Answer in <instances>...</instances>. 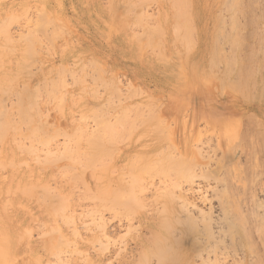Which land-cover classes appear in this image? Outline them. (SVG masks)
<instances>
[{"label": "rangeland", "instance_id": "obj_1", "mask_svg": "<svg viewBox=\"0 0 264 264\" xmlns=\"http://www.w3.org/2000/svg\"><path fill=\"white\" fill-rule=\"evenodd\" d=\"M108 1L0 0V64L5 63L0 66V112H8L10 119H13L12 124L26 134L24 129L29 126L24 125L25 121H31L33 128L43 133L39 138L42 141L29 140L31 138L22 141L34 146L38 159L46 160V163L29 160V169L23 171L30 175L35 172L38 181L45 179L49 187L52 186L50 193L54 190L53 185L59 182L55 185L58 190L60 183L64 182L59 177L60 171H72L67 172L74 178L70 183L77 185L74 192L71 190V194L66 195L70 200L68 207L76 204L74 209L66 208L74 214L70 224H66L67 220L61 217L57 224L68 240L63 243L61 241L65 239H60L59 243L63 244L62 247L60 245V255L48 254L37 245L35 250L41 262L28 264H141L145 259V264H208L210 261H215V264L216 261L219 264H264V105L250 97L245 98L239 88L242 78L240 80L237 75V68L224 63V59H220L214 68L217 70L219 67L217 72L221 75L220 79L214 77L212 84L207 82L209 87L199 81H187L186 85L174 82L166 84L159 80L158 69L137 68L127 63L124 54L131 55L125 46L127 32L107 28L105 23L114 21L109 19L110 16L97 12V7L105 6ZM218 1L208 0L205 8L207 13L220 12L217 14L221 19L220 29L223 32L226 30L225 34L222 33L225 35L223 38H220L222 29L220 37L218 35L220 52L226 54L224 57L228 55V58L235 54L246 66V55L252 43H255L253 30L255 27L261 29L264 25V0H240L239 4L242 5L238 7L245 9V13L243 10L240 13V9L235 16H231L232 19H227L231 18L229 2L226 1V7V3L223 6ZM151 2L144 4L142 9L146 10L143 11L148 16L155 15L149 17L153 20L148 18L149 24H154L159 7L156 2ZM45 5L51 13L50 17L59 15L62 23H51L49 17L45 18ZM87 11L88 16L85 14ZM14 14L16 20L14 16L10 18ZM248 15L256 18L255 27L248 25L251 17ZM204 16L206 25L211 26V18L205 13ZM43 17L47 23L42 22L45 20ZM88 19L97 21L101 26L105 24L107 29L101 31L95 24L88 25ZM231 21L239 27L242 42L246 43L238 49L226 41V36L233 33L230 27H235ZM61 27L70 33L65 34L66 29L63 28V32ZM133 29L136 32L139 30ZM53 31L55 34L51 33ZM234 31L233 35H237V30ZM63 40L74 44L66 50V54L75 53L66 59L68 65L65 67L70 69L66 75L56 71L61 54L51 47V43ZM86 44L91 45L92 54L102 52L105 59L100 61L78 51ZM149 49L145 50L147 57L150 56L147 53ZM153 50L156 52V49ZM257 51L258 56L254 52L257 69L264 73V53L261 57V50ZM154 52L150 57L158 53ZM260 61L262 69L259 67ZM153 63L157 68H162L159 62ZM11 69L17 77L14 88H10ZM43 71L48 75L42 78ZM129 78H135L132 84L138 88L140 86L145 93L146 88L149 90L147 95L155 97H151L155 106L151 105L153 101L150 97V100L145 98L147 95L144 93L139 98L132 95ZM74 80L84 88L78 90L72 85ZM59 81H66V93L54 84ZM236 84H239L238 87ZM93 86L95 90H92ZM257 92L258 86L251 94L256 96ZM173 94L180 96L178 103L172 110L165 109ZM139 101L141 107L135 105ZM117 107L126 108L125 111L130 113L126 112V121L139 122L137 119L142 115L148 116V113L154 121L149 127L135 126L138 129L135 131L132 128L134 132L131 128L126 130L117 120ZM16 111L20 112L21 118ZM43 116H47L50 123L47 127L41 124ZM250 117H254L253 122ZM104 121L112 122L114 127L106 131L100 129L104 127L99 123ZM11 127L13 130L14 127ZM231 127H234L232 135L228 132ZM103 133H107L106 137L109 135L110 140L114 136L110 144L104 141L105 134L101 138L100 134ZM105 142L113 146L108 148ZM65 148L75 152L70 156H61ZM151 152H155V155ZM152 155L156 158L151 159ZM161 157H171L172 167L171 162L167 165L165 158L162 161ZM90 158L100 160L90 163ZM58 159L59 162L56 161ZM161 166L167 167L170 172L166 173L167 170ZM159 169H163L162 173ZM139 170H144L145 176ZM87 173L102 175L93 179L89 186L87 180L86 188L83 181L75 178L83 175L87 179ZM55 190L53 193L57 194ZM51 195L40 197L48 201ZM58 195H62L67 205L65 195ZM243 226L248 228L247 231ZM169 227L174 230L171 231ZM31 230L32 239L38 240L41 228L31 225ZM66 242L68 245H65Z\"/></svg>", "mask_w": 264, "mask_h": 264}, {"label": "bare ground", "instance_id": "obj_2", "mask_svg": "<svg viewBox=\"0 0 264 264\" xmlns=\"http://www.w3.org/2000/svg\"><path fill=\"white\" fill-rule=\"evenodd\" d=\"M149 1L156 2L158 4V7H159L158 15H157L156 19L154 20V24H149V19H152L149 17L150 16L155 17V15L149 14V16H148L147 15L148 13L144 12L146 10L142 9L143 5L148 3ZM207 1L208 0H109L105 6L104 5L98 6L97 12L99 15L110 16L109 19H112L114 21V23H112L110 21H108L109 23H105L107 28H109L111 30H117L120 32L121 31L127 32L126 33L127 38L125 40V46L129 51H131V52H129V53H131V55L128 53L124 54V60L127 63L130 62V64L132 66H137V68L144 67V68L158 69L157 71L160 73L159 76L161 78L159 80L160 81L163 80L164 82H166V84L174 82V84L175 83H178V84L184 83L186 85L187 81L193 82V83H197V81H199V83L203 82L202 85H204V83H206L205 86L209 87L210 84H207V82L208 83L211 82V84H212L214 82V77L216 79H220L221 75H219V73L217 72L219 67L217 68V70H214V68L216 69L215 66H216V63L218 61L220 63V59H222V60L224 59V63L228 62L230 65H234L237 68V70H236L238 73L237 75L240 76L239 77L240 80L242 78L241 81L244 83H242L240 81L242 84L240 83V85L239 84H236V85H237V87L239 85V88H241V92L243 91V93L245 94V98L254 99L255 101L261 102L264 105V73H261L260 72L261 70L257 69V64H256L257 62L255 61L256 57L258 56L257 50H261V53H260L261 57L263 56L262 53H264V25L262 24L263 29L259 28L260 29L259 30L258 27L256 28L254 26V25H257L256 24L257 23L256 18H254L252 15H250L251 17L248 15L250 17V19H249L250 23H248V25L252 24V26L255 27V31L253 30L254 34L252 33L253 34L252 38L255 40L253 42H255V43H252V45H251L252 48H250V50L248 51V54L246 55L247 57L245 58L246 59L245 62H247V64L245 66V64H243L244 62L243 63L241 62L243 60H241V58L237 59V56L235 54L229 55V58L227 57L228 56L227 55L226 56L227 60H226V57H224L226 54L223 55V52L221 54L220 48H219L220 44H218L219 42L217 43V41L220 40V39H218L220 37V35H221L220 38H223L225 36V35H222V33L225 34L226 30L224 29L225 32H223V29L222 28H221L222 30L220 29V26H221L220 20L221 19L217 15L219 11L218 12L216 11L217 14H215L214 12H210V13L206 12L205 4ZM226 1L229 2L228 8H229V11L231 14L230 17L235 16V14H237L238 11L240 12V9H241L240 13H242V10L243 11L245 10V9L238 7V5L239 6L242 5L241 3H240L241 5L239 4L240 0H219L218 3L220 5L221 4L223 5V3H226ZM211 2H213V1H211ZM214 6H215V4H214ZM225 6L227 7V3ZM219 7H221V6H219ZM242 7L244 8V5ZM120 8H121V11L119 12L118 10ZM248 8H249V4H248ZM248 8H247V12H248ZM249 10L251 11V9H249ZM24 12L25 11H23L22 13H24ZM44 12L46 13V14L44 13L45 18L49 17L51 19V23L52 22L62 23V18L59 15L56 17H52V16L50 17V15H49L50 12L48 11L46 5H45V11ZM226 12H228V11H226ZM26 13L27 12H25V14ZM204 13L208 14L209 18H211V22H212L211 26L206 25V22L204 20V17H205ZM244 13H245V11H244ZM39 14L41 15V13H39ZM85 14H86V16H88L89 11H87ZM258 14H260V13H258ZM20 15H22V14H19V16ZM44 15H42V16H44ZM12 16H14L13 18L15 19V17H16L15 14L10 15V18ZM232 17L227 18V19H232ZM262 17L263 16H261V19H262ZM43 18H42V20H43ZM224 18H226V17H224ZM14 19H12L11 21L16 20V19L15 20ZM38 19H39V17H38ZM84 19L86 20L85 23L87 24L86 17H84ZM222 19H223V17H222ZM258 19H259V17H258ZM209 21H210V19H209ZM226 21H228V20H226ZM42 22L47 23L46 19L43 20ZM231 22L233 23V21H231ZM237 22H238V20H237ZM152 23H153V21H152ZM36 24L34 23L33 25H36ZM94 24L97 25L99 30H101V31H104L105 29H107L105 27V24L103 26H101L97 21L93 22V20L88 19V25L94 26ZM238 24H239V22H238ZM36 26H35V28H36ZM40 26H41V24H40ZM227 26H229V25H227ZM233 26H235L234 23H233ZM239 26H241V25H239ZM37 27H39V26H37ZM235 27H237V26H235ZM235 27L234 28L230 27V28H232L233 33H232V35H228V34H230V32L227 33L228 36H226V41L228 40L229 43H231V45L233 46V48L235 47L234 49H238V48H240L241 45H243L244 42H242L243 38L239 35L240 34L239 33L240 31H238L239 27H237V28H235ZM63 28H65V27H63ZM63 28L61 29V31L63 30ZM133 28H136V30L139 28V30L136 32V31H134ZM235 29L238 31V32L236 31L237 35H233L235 32L234 31ZM256 29L259 31H256ZM220 30L222 31L221 34L219 33ZM54 31L51 33H54ZM63 32H64V30H63ZM250 32H252V31L250 30ZM64 33L68 34V33H70V31H68L66 29V31ZM249 34L251 36V33H248V36H249ZM218 35H219V37H218ZM228 41H227V43H228ZM31 43L32 42H30V44ZM50 43H49V45H50ZM245 44L246 43H244V46H245ZM51 45L50 46L52 48H54V50L58 49L60 51V54H61L60 62L58 64V67H56L57 65L55 66V69H56V71L58 70V71L62 72L63 75H66L70 71V69L65 67L66 65H68L66 62V59L68 56L73 57V55L75 54L74 52L66 54V50L72 48L74 46V44L69 43V41L67 42V41L63 40L61 42H53V43H51ZM224 46H226V45H224ZM232 46H230V48ZM248 46H250V43ZM248 46H247V48H248ZM147 48H150V49L152 48L151 50L149 49L150 52L149 51L147 52V53H150L149 54L150 56H151V54L153 56L152 52L155 51L153 49H156V52H154V54L157 52L158 53L155 54L154 57H150V56L147 57V55H145V50ZM221 50H222V48H221ZM78 51H81L83 53H88V55H90L91 57L96 58L100 61H103L105 59V54L102 52H95L94 54H92L93 50H92L90 44H86L84 46V48L78 49ZM231 51H229V54ZM255 51L257 53L256 54L257 56L254 53ZM226 52H228V51H226ZM233 52L234 51H232V53ZM253 54L255 55V59H254ZM222 55H223V57H222ZM75 60L76 59H74V61ZM225 60H226V62H225ZM262 60H263V58H262ZM153 62H159L162 65V68H157L155 66L156 64ZM4 64L5 63H1L0 66L1 65L4 66ZM17 64H19V63H17ZM259 64H260L259 67L261 68V61ZM19 65H17V66H19ZM226 66H227V64H226ZM243 66H245V67H243ZM232 67L233 66H231V68ZM225 69H226V67H225ZM229 70L231 71V69H229ZM226 72H228V71H225V73ZM47 75L48 74H45L44 71L41 72L42 78L47 76ZM223 75H225V74H223ZM226 75H225V77H226ZM227 77H228V75H227ZM235 77H237V76H235ZM233 78H234V76H233ZM16 79H17V77H15V72H13V69H11L10 88H14V83H15ZM134 79L135 78H131L129 80V83H131L129 85V87H130L129 90L131 92H133L132 95H134L136 98H139L140 96L143 95L142 93H144L146 95H147V93H150L147 88L145 89V91L147 93H145L140 88V86H139V88L141 89V91L137 86H134L132 84V83H135ZM226 79H228V78H226ZM219 82H220V80H219ZM222 82H223V80H222ZM222 82H220V84ZM231 82H233V81H231ZM54 84H56L58 86V88L61 89L64 93L67 92L68 85H67L66 81H59V83H54ZM72 85H74L78 90H82L84 88L83 85H81V84L78 85L75 80L72 83ZM222 85L223 84H221V87H222ZM228 85H227V87H228ZM231 85L232 84L230 83L229 87ZM233 85H234V82H233ZM233 85L231 86V88L233 87ZM211 86H210V88L212 90ZM256 86H258V92H257L256 96H253V94H251V92L255 90ZM198 87H199V85H198ZM213 87H215V86L213 85ZM219 89H220V87H219ZM92 90H95L94 86L92 87ZM13 92L14 91L12 90V93ZM171 96H173V97H172V99L169 98V101H167V103H166L165 109L172 110L175 108L176 104L178 103L177 100L180 98V96L174 95V94ZM241 96H243V95H241ZM149 97H150V95L148 94L145 98L148 99ZM151 97L153 98V96H151ZM255 97H257V98H255ZM150 98L148 100H150ZM152 98H151V100H152ZM140 99H143V98L141 97ZM153 99H155V97ZM145 103H147V102H145ZM149 103H151V101L148 102L147 104H149ZM137 104H138V102H136V104H135L137 107L138 106L141 107L140 101H139V104L138 105ZM29 105H31V104H29ZM151 105L155 106L154 101L152 102ZM160 105H161V103H160ZM113 108H116V107L113 106ZM117 109H118V111H116L117 112L116 116H118L117 120L121 123V125H123L122 128H126V130H128L129 128H131V129L133 128L136 131V129H138V128L137 127L134 128V127L135 126L140 127V125L149 127V124L153 123V121H154L152 119L151 115H149V113H148V116L147 115L143 116L142 112H140V111L139 112L142 115V116L141 115L140 116L142 118L140 117L137 119V120H139V122L136 120L138 122V124L134 120L126 121L127 116H128L127 114H130V113L125 111L126 108L122 109L120 107H117ZM126 112H127V114H126ZM16 113L21 118L20 112L16 111ZM144 117H148V118H144ZM253 118H251V121ZM163 120H164V118H163ZM214 121L216 122V120H214ZM254 121H255V119H254ZM247 122H249V121H247ZM12 123H13V119L12 118L10 119V114L8 112H6V111L0 112V264H28L29 262L40 263L41 259H40L39 253L35 250L37 245L43 247L46 251H48V254H50L49 252H52V254L60 255V253H61L60 249L63 245L61 242H63V243L65 241L68 242V240L66 238L67 235L66 236L64 235V233L60 230V227H59L60 225L58 226L57 224L59 223L60 217L65 218V220H67L66 224H68L70 222L71 218L74 216L73 212H71V210H67V209L68 208L74 209L76 204L71 201V203L75 204V205H74V207H73V205H72V207H68L70 205V200L67 198L66 195L71 194V190H72V192H74L73 191L74 187L76 188L77 185L74 186L72 183H70L72 180H74V178H72V176L69 175L67 172H72V171H60L59 177H60V179H63L64 182L62 181V183H60L61 185H59L58 190H57V188H55L56 187L55 185H58V183H59L58 182L59 178L57 177L58 183H56V184L54 183L55 185H53L54 187L52 188L54 190L56 189L55 191L57 194L53 193L54 190H53V192L50 193V190H51L50 188L52 186L49 187L50 184H48L45 179L41 178L40 181H38L36 179V178H38V176L36 175L35 172H32L31 175L26 174V172H24L23 170L29 169V167H28L29 160H34V163H46V160L40 161L38 159L39 156L36 153L37 149L34 146H32L30 143L26 144L25 142H23L24 141L23 139L26 140L27 138L28 139L31 138L29 140L42 141L39 138H42L43 133H38L39 130L33 128V123L31 121H25V124H24L25 126L26 125L29 126L28 128L26 127V129H24L27 131L28 134L24 133L22 131V129L19 130V128L15 127ZM41 124L44 125V127H47L50 125V123L48 122L47 116L42 117ZM154 124H155V122H154ZM154 124H152V125H154ZM258 124H259V120H258ZM99 125L104 127V128H100V129H103L104 131L109 130V128H111V127H114L113 123L110 121H104L103 123H99ZM163 125H164V123H163ZM11 126L14 127L13 130H11L12 129ZM49 128L50 127L45 128L44 131H47ZM233 128L234 127H231L228 131L231 135L234 132ZM133 129H132V131L134 132ZM146 130L147 129H145L144 131H146ZM130 131L131 130H129L128 132H130ZM104 134L105 133L100 134L101 138L103 137ZM160 134H162V133H160ZM106 135H107V133L105 134L106 139L105 138H103V139H104V141H109L108 143L110 144V142L113 140L114 136L111 135L112 140H110V138H109L110 136L108 135L109 137L108 136L107 137L109 138V140H107L108 138L106 137ZM227 136H229L228 133H227ZM16 137H18L19 139ZM35 138H36V140H35ZM108 143L105 142L106 147L111 148L113 146V144L111 143V145H109ZM74 152H75V150H68L65 148L64 151L62 153H60V155L61 156H70ZM48 153H49V151H48ZM151 153H153L155 155V152H151ZM110 154H111V151H110ZM90 155L93 156L91 154V152H90ZM154 155H152V157L150 156L151 159L156 158V156L153 157ZM163 156H165V154ZM148 157L149 156H147L146 158H148ZM165 157H161L162 161L166 160L165 164H167V165H168V163L171 162L170 163V165H171L173 162V161H171L172 158L167 157L168 159H166ZM164 158H165V160H164ZM66 159H68V158H66ZM143 159H144V156H143ZM98 160H100V159H98V158H90L89 159L90 163L94 162V161H98ZM56 161L59 162V159ZM151 161H156V160H151ZM165 164H163V165H165ZM170 167H172V165ZM160 168L166 169L167 170V171H165L166 173L170 172L167 169V167H165V166L164 167L161 166ZM168 168H169V166H168ZM163 169H159L160 170L159 172L162 173ZM169 169L171 170L172 168H169ZM141 171L143 172L144 170H139L138 172H141ZM135 172L137 173V171H135ZM142 172H141V175L145 173V171L143 173ZM157 172H158V170H157ZM87 174H88L87 179L83 175L75 178V179L79 178L80 182L83 181L86 188H87V186L91 185L93 179H98L102 175V174L99 175L98 173L97 174L87 173ZM108 174L111 175V173H107V175ZM156 175H157V173H156ZM52 176H54V175H52ZM117 176H119V175H117ZM144 176H145V174H144ZM144 176H143V178H144ZM120 178H122V176H120ZM138 178L140 179L141 177H138ZM143 178H141V179H143ZM101 179H103V178H101ZM87 180H88V184L86 186ZM55 181H56V179H55ZM83 183H81L82 188H83ZM104 184H106V183H104ZM139 185H138V188H139ZM79 188H77V190ZM140 188H139V190H140ZM143 190H144V188L142 189V192H143ZM169 192H170V189H169ZM169 192H167V193H169ZM60 193L65 195L64 198L66 201H68L67 205L62 200V195H58ZM170 193H169V195L172 194V193L171 194ZM40 195H43V196L51 195V197L47 201L46 198L40 197ZM85 195H87V194H85ZM177 199H180V198H177ZM184 200H186V199H184ZM56 204H57V207L55 208ZM141 207L144 208L143 205ZM36 212H37V214H36ZM233 218L234 217H232V219ZM244 218H246V220H247V217H244ZM240 219H242V218H240ZM240 219H239V221H240ZM227 222H228V220H227ZM31 225H37L41 228V231H40V233H38V236H37L39 239L36 241H34L32 239V236L30 235L31 231H32ZM171 228H170V230H171ZM244 229H245V227H244ZM247 229H245V230L247 231ZM173 230L174 229H172L171 231H173ZM64 236H65V238H64ZM60 239H63V240L65 239V240L61 241L59 243ZM166 241H167V239H166ZM248 241H249V239H248ZM67 242L65 243V245H68ZM144 243H145V241H144ZM249 244H251V243L249 242ZM60 245H61V247H60ZM63 247H65V246H63ZM155 247H157V246H155ZM168 248L169 247H167L166 249H168ZM157 249H159V248H157ZM162 249H163V251L165 250V248H162ZM160 250H161V248H160ZM156 251H159V250H156ZM174 252L177 253L176 251H174ZM163 253L164 252H162V254ZM165 253H167V251ZM162 254H160V255H162ZM155 255L157 256V253ZM164 255H166V254H164ZM168 256H169V253H168ZM171 256H173V254ZM178 259H179V257H178ZM207 261L208 260H206V261L204 260V262H207ZM145 263H146V259L141 262V264H145ZM211 263L212 262L210 261V263H208V264H211ZM213 263L215 264V261ZM219 263H217V261H216V264H219ZM200 264H202V262Z\"/></svg>", "mask_w": 264, "mask_h": 264}]
</instances>
